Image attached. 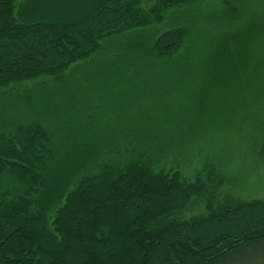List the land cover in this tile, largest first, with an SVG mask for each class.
<instances>
[{
  "label": "trees",
  "instance_id": "16d2710c",
  "mask_svg": "<svg viewBox=\"0 0 264 264\" xmlns=\"http://www.w3.org/2000/svg\"><path fill=\"white\" fill-rule=\"evenodd\" d=\"M119 46L202 60L189 78L208 97L230 87V139H255L264 167V0H0V264H219L264 244V198L222 189L212 160L125 139L97 152L10 98L42 88L65 107L72 78Z\"/></svg>",
  "mask_w": 264,
  "mask_h": 264
},
{
  "label": "rangeland",
  "instance_id": "374dc122",
  "mask_svg": "<svg viewBox=\"0 0 264 264\" xmlns=\"http://www.w3.org/2000/svg\"><path fill=\"white\" fill-rule=\"evenodd\" d=\"M132 47L135 50L119 46L87 63L72 78L76 81L65 86L73 91L65 107L46 102L42 88L33 95L18 91L10 98L27 101L31 97L45 107V120L57 125L53 129L57 139L84 140L97 152L116 139H125L136 149L167 145L171 157L195 167L196 161L205 158L220 166L226 178L222 189L235 185L230 190L240 198H264V167L257 164L252 152L255 139H230V99L228 93L222 95L230 87L215 89L208 97L185 71L186 65L202 60L183 58L179 66L155 58L146 48ZM202 86L210 91L207 80ZM191 168L194 166L186 165L184 170ZM219 264H264V244Z\"/></svg>",
  "mask_w": 264,
  "mask_h": 264
}]
</instances>
